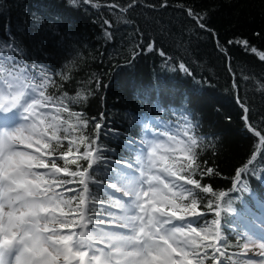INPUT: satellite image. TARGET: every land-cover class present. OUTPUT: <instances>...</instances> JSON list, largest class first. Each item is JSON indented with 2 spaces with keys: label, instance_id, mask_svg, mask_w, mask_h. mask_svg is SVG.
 <instances>
[{
  "label": "snow or ice",
  "instance_id": "snow-or-ice-1",
  "mask_svg": "<svg viewBox=\"0 0 264 264\" xmlns=\"http://www.w3.org/2000/svg\"><path fill=\"white\" fill-rule=\"evenodd\" d=\"M71 2L100 6L97 0ZM135 4L130 0L126 7L107 6L126 13ZM177 7L216 37L206 12ZM103 24L105 38L111 40L113 25L108 19ZM9 37L0 44V114L15 113L20 123L0 128V264H205L209 259L230 264L233 257L221 230L220 211L208 221L207 213L198 210L204 199L201 193L211 194L204 205L211 212L220 208L228 192L202 183L218 173L200 160L205 138L197 135L199 124L190 110L175 113L174 125L143 123L140 142L126 140L135 159L113 162L99 144L104 125L96 121L95 135L90 136L86 131L90 120L71 108L73 103H86L94 90L85 86L74 97L48 95L47 88L55 82L47 70L36 62L25 63L23 49L11 33ZM228 44L264 61V51L247 39ZM217 46L227 55L218 39ZM146 50H156L155 42ZM160 55L166 54L161 50ZM178 67L191 74L183 62ZM233 87L239 88L234 72ZM236 99L245 126L264 143V135L249 119L248 105L239 94ZM255 160L253 156L235 172L233 190L246 187L244 178L255 173ZM248 240L259 249L253 255L260 258L248 255L251 249L245 242L242 264H264V239L249 235Z\"/></svg>",
  "mask_w": 264,
  "mask_h": 264
},
{
  "label": "trees",
  "instance_id": "trees-1",
  "mask_svg": "<svg viewBox=\"0 0 264 264\" xmlns=\"http://www.w3.org/2000/svg\"><path fill=\"white\" fill-rule=\"evenodd\" d=\"M97 2L98 8L73 5L71 0H0V44L8 42L11 33L25 63L36 62L47 70L55 82L47 88L48 95L74 97L85 86L94 90L86 103L71 108L90 120V136L95 135L96 121L104 125L99 144L113 162L135 159L126 140L140 142L143 123L174 125L175 113L188 108L199 124L197 135L205 138L200 160L218 173L202 183L228 192L220 208L211 212L204 206L211 194L201 193L198 210L207 213L208 221L220 211L221 230L233 257L230 264H242L246 228L264 212V143L245 126L236 97L248 105L252 126L264 135V61L228 41L247 39L264 51V0H136L126 13L107 5L126 7L130 0ZM165 2L168 7H161ZM179 4L206 12L216 37L200 29ZM105 19L113 25L111 40L104 35ZM153 41L156 50L148 52L146 46ZM181 62L191 74L179 69ZM233 72L238 89L233 87ZM253 156L255 173L244 178L246 187L233 190L235 172Z\"/></svg>",
  "mask_w": 264,
  "mask_h": 264
},
{
  "label": "rangeland",
  "instance_id": "rangeland-1",
  "mask_svg": "<svg viewBox=\"0 0 264 264\" xmlns=\"http://www.w3.org/2000/svg\"><path fill=\"white\" fill-rule=\"evenodd\" d=\"M4 116H6V115L0 114V117H4ZM29 150L33 151L34 149H31V148H30ZM254 230H256V231H254L255 234H256V232L258 231V233H259L260 235L264 236V224L262 223L261 220L258 221V223L256 224ZM251 237H252V236H251ZM253 237H254V238H257V239H262V238H259V237L255 236V235H253ZM247 241L249 242V246H250V249H251V251L248 252V255H249V256H253V258H255V259H259V258H260L259 256H254V255H253L254 253L259 252V249L256 248V247H252V245H251L250 241L248 240V238H247Z\"/></svg>",
  "mask_w": 264,
  "mask_h": 264
}]
</instances>
